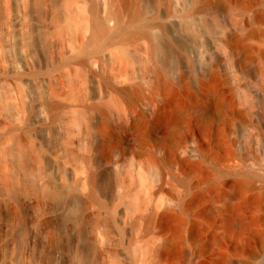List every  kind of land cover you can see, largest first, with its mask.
<instances>
[{
    "label": "bare ground",
    "instance_id": "bare-ground-1",
    "mask_svg": "<svg viewBox=\"0 0 264 264\" xmlns=\"http://www.w3.org/2000/svg\"><path fill=\"white\" fill-rule=\"evenodd\" d=\"M209 6L226 8L223 0H0V264H172L174 210L193 205L165 175L189 134L156 161L159 123L187 115L160 57L180 50L169 43L174 23ZM241 31L211 40L222 52L195 82L202 135L221 97L237 110L220 61L257 65L223 51L255 29ZM191 52L189 67L199 65L202 52ZM245 123L238 110L227 131ZM197 252L182 253L191 263Z\"/></svg>",
    "mask_w": 264,
    "mask_h": 264
},
{
    "label": "rangeland",
    "instance_id": "rangeland-1",
    "mask_svg": "<svg viewBox=\"0 0 264 264\" xmlns=\"http://www.w3.org/2000/svg\"><path fill=\"white\" fill-rule=\"evenodd\" d=\"M141 1L152 5L156 0ZM223 2L225 9L209 6L175 22L169 43L180 50L164 52L160 57L161 74L187 115L183 119L171 115L166 124L159 123V129L150 138V143L159 144L155 149L156 161L165 158V150L172 142L189 134L177 150L178 156L172 158V177L165 175L172 193L183 195V205H193L187 212L179 207L174 210L178 216H172L176 243L172 264H264V0ZM243 13L253 19L252 23L244 22ZM203 26H208L209 33ZM233 26L239 31L254 28L255 32L240 39L236 51L230 47L223 51L238 52L239 57L245 52L257 65L240 69L233 56L220 61L218 70L225 79L222 87L233 95L237 110L227 97H221L220 107L204 118L208 119L209 130L202 135L196 108L203 100L195 82L222 52L211 46V40ZM194 50L202 52L201 61L189 67L187 58ZM181 76L188 79L195 96L185 93ZM237 80L239 87L235 85ZM238 110L246 123L229 132L227 120L237 117ZM157 224L154 221V232L158 234ZM191 245L198 252L187 263L182 252Z\"/></svg>",
    "mask_w": 264,
    "mask_h": 264
},
{
    "label": "water",
    "instance_id": "water-1",
    "mask_svg": "<svg viewBox=\"0 0 264 264\" xmlns=\"http://www.w3.org/2000/svg\"><path fill=\"white\" fill-rule=\"evenodd\" d=\"M177 155V154H176ZM178 156V155H177Z\"/></svg>",
    "mask_w": 264,
    "mask_h": 264
}]
</instances>
